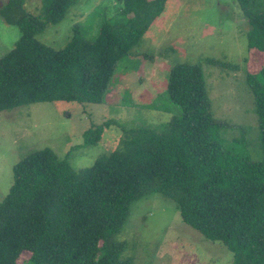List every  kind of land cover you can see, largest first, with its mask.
<instances>
[{"label":"trees","instance_id":"obj_1","mask_svg":"<svg viewBox=\"0 0 264 264\" xmlns=\"http://www.w3.org/2000/svg\"><path fill=\"white\" fill-rule=\"evenodd\" d=\"M42 14L25 0H8L3 21L21 37L0 58V112L36 103L101 104L122 59L133 56L168 0H117L113 17L76 24L61 49L38 35L59 24L79 0H40ZM250 29L248 44L264 52V0H237ZM213 62V61H212ZM264 150V66L247 76ZM166 95L175 114L157 130L122 127L117 148L76 171L50 148L29 154L13 168L0 203V264H134L117 239L132 204L159 193L176 202L183 223L221 242L233 264H264V160L254 161L243 141L225 143L200 64L176 63ZM89 129L97 145L105 127Z\"/></svg>","mask_w":264,"mask_h":264},{"label":"rangeland","instance_id":"obj_2","mask_svg":"<svg viewBox=\"0 0 264 264\" xmlns=\"http://www.w3.org/2000/svg\"><path fill=\"white\" fill-rule=\"evenodd\" d=\"M7 3L0 0V10ZM25 7L29 13L42 14L40 0H25ZM117 8V0H79L38 39L61 49L74 25L91 28L113 17ZM249 29L237 0H168L133 56L118 64L103 103L43 102L0 112V203L11 188L14 166L32 152L50 148L80 171L117 148L122 127L157 130L169 121L175 108L166 92L176 63L201 65L212 112L224 124L219 129L221 140L243 141L252 160H264L254 95L247 83L248 74L264 66V52L250 49ZM95 31L93 25L92 34ZM21 35L17 26L6 24L0 15V58ZM107 122L111 124L105 127L102 140L85 145V132ZM117 239L125 242L123 256L133 258L134 264L234 262V254L225 245L205 239L183 223L176 202L159 193L132 204ZM28 257L23 253L18 263Z\"/></svg>","mask_w":264,"mask_h":264}]
</instances>
